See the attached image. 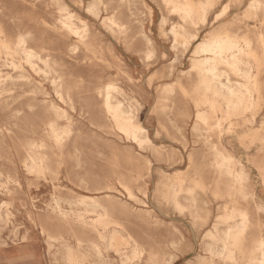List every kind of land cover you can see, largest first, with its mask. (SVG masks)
Masks as SVG:
<instances>
[{
  "label": "rangeland",
  "instance_id": "374dc122",
  "mask_svg": "<svg viewBox=\"0 0 264 264\" xmlns=\"http://www.w3.org/2000/svg\"><path fill=\"white\" fill-rule=\"evenodd\" d=\"M249 1L214 3L210 18L229 2L223 22L237 19L252 25L255 17L245 13ZM91 2L94 9L89 11ZM59 3L81 20L77 23H86L92 42L89 49L79 50L78 58L62 53L58 61L62 63L55 65L76 98L74 110L58 101L68 110V119H55L44 110L41 95L31 92L33 83L29 86L28 81L36 80L35 84L45 85L49 99H56L48 79L27 67L28 78L17 77L20 70L0 66L14 76L15 83L8 85L12 98L7 108H0V264H94L96 258L82 253L90 240L97 239L96 232L52 211L56 199L69 208L81 195L94 196L108 206L112 217L144 250L134 253L130 239L115 243L106 253L108 264H145L148 254L155 256V264L169 256H174L170 264H205L214 228L225 229V216L232 209L247 213V235L264 237V106L248 125L255 137L243 143L234 131L228 132L237 119L222 117V98L212 101V92L202 87L198 92L213 105L200 107L206 112L205 122L196 117L194 88L199 74L190 70V64L197 41L186 47L181 38L177 43L173 40L170 28L181 18L161 0H0V6L16 12V20L23 17L20 31L31 30L33 40L39 36L36 30L44 28L42 19L53 24ZM23 6L26 12L35 10L40 17L37 23L35 18L27 22ZM219 23L200 29L198 40ZM46 52L56 50L49 45ZM260 80L264 85V71ZM107 87L111 102H121L133 122L144 127L149 142L139 146L130 140L105 111L102 93ZM34 96L37 101L29 110L27 103ZM51 121L70 126L62 154L47 135L45 128ZM41 142L46 146H39ZM27 149L46 153L49 169L26 168ZM215 150L236 158L232 167L242 171L239 182L216 167ZM46 216L55 227L42 228ZM85 217L90 222L95 214ZM50 234L65 238L76 257L71 258L62 244L50 243ZM77 238L82 240L79 249ZM116 245L121 255L114 251Z\"/></svg>",
  "mask_w": 264,
  "mask_h": 264
},
{
  "label": "bare ground",
  "instance_id": "6f19581e",
  "mask_svg": "<svg viewBox=\"0 0 264 264\" xmlns=\"http://www.w3.org/2000/svg\"><path fill=\"white\" fill-rule=\"evenodd\" d=\"M166 7L177 12L181 21L170 28L173 40L176 42L179 38L187 47L191 42L197 41L193 51L190 70L195 69L199 74L198 86L194 88L197 92L195 105L198 108L196 117L202 122L206 121V112L200 107L205 104L213 105V102L207 100L203 93H199L200 87L205 91L212 92V101L216 97L222 98L223 107L220 110L224 119L235 117V124L228 126L229 131L237 134V139L243 143L248 137H255L256 132L250 131L248 125L252 123L258 110L264 106V85L260 80V74L264 71V0H250L246 6L245 13L252 14L255 17V23L242 25L237 19L223 22L229 15L230 3L222 5L221 9L214 13V3L221 0H161ZM233 1V0H231ZM24 12L27 8L23 6ZM87 9H94L93 3L87 5ZM59 15L55 18L52 25L42 19L44 28L36 30L38 37H31V30L25 28L22 33L20 30L24 24L22 16L19 20L16 12L12 8H7L4 4L0 6V66H8L13 70H20L17 77H27L25 67L34 71L44 80H49L47 84L51 85L56 99L48 98L49 92L41 82L34 83L28 81L29 86L33 83L32 93L41 95L40 103L45 104L44 110L55 118L68 119V110L63 108L60 103L66 105L69 109H75L76 98L70 86H66L55 65L62 62V53H66L72 59L79 57L81 48L89 49L92 45L86 23H77L81 21L76 15L69 11L64 3H59ZM25 14L27 22L35 18V23L40 17L35 10H28ZM260 16V17H259ZM162 22V21H161ZM221 22V24L219 23ZM223 22V23H222ZM215 23L219 25L209 31L202 40H198L200 29L206 26H212ZM116 25V24H115ZM13 28L18 31L13 33ZM31 37H29V36ZM177 43V42H176ZM49 45L56 53L46 52ZM42 64V65H40ZM232 75L235 78H232ZM14 76L3 72L0 69V108H7L12 95H8V85H15ZM107 90L102 93V103L104 109L118 123L119 129L133 142L139 146L143 142H149L144 127L136 124L128 116V111L123 109L120 101L111 102ZM47 100V104H46ZM37 98H29L27 107L32 110ZM215 105V104H214ZM20 109H17L18 113ZM220 126V123H216ZM47 135L54 141L55 148L62 154L65 147L64 138L70 133V126H60L55 121L47 124ZM33 147L34 143H29ZM39 146H46L41 142ZM142 146V145H141ZM219 159L216 161L217 168H224L225 172L239 182L242 171H236L232 165L238 161L234 156L228 153L215 150ZM191 159V158H189ZM50 157L44 152H38L33 149L26 150L24 166L42 172L49 169ZM56 173V172H55ZM58 172L56 173V175ZM7 181L11 177L7 175ZM119 186V185H118ZM264 186V185H263ZM6 192V191H5ZM230 192V191H229ZM128 197L135 199L131 192H127ZM7 195L11 197V188L7 187ZM110 197V193H106ZM149 197V196H148ZM146 200V199H145ZM150 203V202H149ZM69 208H63L58 199L55 200L52 211L65 221L75 219L83 228L90 227L97 234L96 240H90L88 247L82 253V256L92 255L96 260L94 264L106 263L109 249L115 246V243L121 244L123 240L132 243L133 252L142 253L144 250L139 243L129 233L121 222L116 221L111 214L108 206H104L96 200V197L90 195H81L79 201L69 203ZM74 205V206H71ZM95 214L92 221L87 222L85 214ZM6 215V214H5ZM238 216L239 218H235ZM228 220L225 229L219 232L214 228L215 239L208 245V258L205 264H264V237L260 235H247L249 218L244 210L232 209L226 214ZM0 219H2L0 212ZM42 228L55 227L52 218L46 216L41 220ZM111 229L109 230V228ZM191 228V227H190ZM49 242H57L68 248L69 256L75 258V251L60 234L48 235ZM77 249L81 247L82 240L77 238ZM208 244V243H207ZM127 245V244H126ZM114 251L121 255V247L116 245ZM81 256V257H82ZM215 257L218 260H215ZM155 256L148 254L145 264H155ZM195 258V257H194ZM174 256H169L162 264H170Z\"/></svg>",
  "mask_w": 264,
  "mask_h": 264
}]
</instances>
